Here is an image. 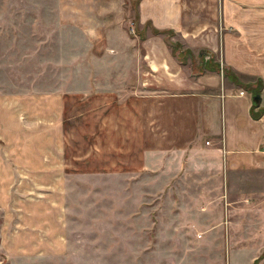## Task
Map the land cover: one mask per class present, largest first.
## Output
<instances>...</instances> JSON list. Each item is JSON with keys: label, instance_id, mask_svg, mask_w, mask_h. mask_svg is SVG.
<instances>
[{"label": "crops", "instance_id": "crops-1", "mask_svg": "<svg viewBox=\"0 0 264 264\" xmlns=\"http://www.w3.org/2000/svg\"><path fill=\"white\" fill-rule=\"evenodd\" d=\"M94 1L83 0L88 7ZM135 10L144 67L128 73L129 83L122 85L123 73L113 68L97 73L112 83L81 85L77 94L58 88L46 97H1L5 251V243L17 244L24 234L78 231L85 202L78 189L103 193L123 181L130 231H162L167 252L189 254L184 264H230L228 249L246 245L249 236L236 244L229 231H264V116L251 117L253 95L223 74L229 70L253 89L260 80L264 107V0H139ZM171 43L189 51L195 64L204 51L219 71L194 75L191 58L186 68ZM74 100L78 110L67 112ZM67 114L76 130L70 135ZM262 240L247 264L263 252ZM215 253L223 258L208 262Z\"/></svg>", "mask_w": 264, "mask_h": 264}, {"label": "rangeland", "instance_id": "rangeland-1", "mask_svg": "<svg viewBox=\"0 0 264 264\" xmlns=\"http://www.w3.org/2000/svg\"><path fill=\"white\" fill-rule=\"evenodd\" d=\"M101 1L88 7L83 0H0V99L30 94L46 97L58 88L76 90L77 94L84 88L81 85L112 83L110 75L97 73L113 68L120 69V82L127 84L128 73L144 67L145 42L137 35L142 25L136 26V0H121L116 13L117 0ZM181 60L187 63L186 68L190 67L188 57ZM215 60L221 62L218 57ZM77 101L67 102V112H73ZM65 116L66 132L73 134L76 130H71V116ZM122 183L120 189L113 190L109 185L103 193L90 186L78 189L85 197L78 231L24 234L17 244L5 243L6 251L0 244V264H174L178 258L177 264H184L183 258L189 254L167 252L162 231H130L128 191L126 182ZM99 196L103 197V202L97 204L98 208L103 206L102 225L100 219L96 222ZM113 197H118L119 203L113 205ZM229 233L236 244L243 234L249 236L246 245L237 248L233 244L228 249L230 264H247L259 250L260 243L255 242L263 239L264 244V231ZM221 255L215 253L207 260L218 262Z\"/></svg>", "mask_w": 264, "mask_h": 264}, {"label": "trees", "instance_id": "trees-1", "mask_svg": "<svg viewBox=\"0 0 264 264\" xmlns=\"http://www.w3.org/2000/svg\"><path fill=\"white\" fill-rule=\"evenodd\" d=\"M138 1L139 0H136L135 4H137ZM147 26H149V24H147ZM152 32L155 35L163 34L169 38L173 36V33L171 31H158V30L153 29ZM170 46H171V50H172L173 55L176 56L177 59L181 63H184L183 60H181V59L184 58L185 56L188 58H191L192 73L194 75L202 74L205 70L219 71V69H220V65L218 63L213 62V60L210 59L211 57L209 59H205L204 57H200L199 63L195 65V63H193V57L189 51L182 50L181 46L177 43H171ZM223 72H224L223 73L224 76L227 79L232 81L234 84H236V85L244 88L245 90L249 91L253 96L260 94V91L262 88V83L260 80L256 81V87L253 89V87L251 85H246V84L241 83L238 80V78L235 76V74L232 73L231 71L223 69ZM250 115L255 120L261 118L262 116H264V107H259V103L256 101H253ZM263 258H264V250L261 253V255L258 257V259L254 262V264H258V262Z\"/></svg>", "mask_w": 264, "mask_h": 264}, {"label": "water", "instance_id": "water-1", "mask_svg": "<svg viewBox=\"0 0 264 264\" xmlns=\"http://www.w3.org/2000/svg\"><path fill=\"white\" fill-rule=\"evenodd\" d=\"M199 56H200V57L204 56L205 58L208 57V55H207L204 51H201V52L199 53ZM253 100L256 101V102H260V101H261V99H260V95H259V94L254 95V96H253Z\"/></svg>", "mask_w": 264, "mask_h": 264}, {"label": "built area", "instance_id": "built-area-1", "mask_svg": "<svg viewBox=\"0 0 264 264\" xmlns=\"http://www.w3.org/2000/svg\"><path fill=\"white\" fill-rule=\"evenodd\" d=\"M239 94H240V95H243V94H244V92H240Z\"/></svg>", "mask_w": 264, "mask_h": 264}]
</instances>
